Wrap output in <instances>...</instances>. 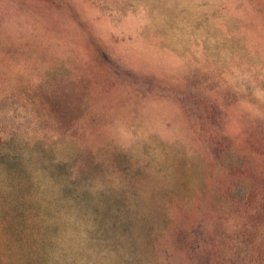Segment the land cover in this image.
Returning <instances> with one entry per match:
<instances>
[{
    "label": "rangeland",
    "instance_id": "1",
    "mask_svg": "<svg viewBox=\"0 0 264 264\" xmlns=\"http://www.w3.org/2000/svg\"><path fill=\"white\" fill-rule=\"evenodd\" d=\"M0 264H264V0H0Z\"/></svg>",
    "mask_w": 264,
    "mask_h": 264
}]
</instances>
